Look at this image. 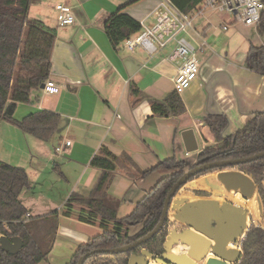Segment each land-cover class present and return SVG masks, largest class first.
<instances>
[{
  "label": "crops",
  "instance_id": "obj_1",
  "mask_svg": "<svg viewBox=\"0 0 264 264\" xmlns=\"http://www.w3.org/2000/svg\"><path fill=\"white\" fill-rule=\"evenodd\" d=\"M131 1L34 0L29 8L31 17L56 31L47 80L54 81L59 92L34 88L29 103L16 102L8 110L18 121L32 112L52 110L60 114V125L46 142L25 133L15 121L1 120V126L12 128L10 134L16 141L1 161L23 167L29 175L30 185L20 199L32 217L59 212L56 241L39 264H68L80 245L102 231L97 223L64 213L73 195L91 196L102 174L91 162L101 147L133 160L142 171L174 155L194 162L206 145L215 142L204 119L207 114L221 113L229 118L224 132L228 136L264 111V75L245 64L251 46L264 43V34L257 26L211 18L196 27L206 42L200 52L201 75L179 93L186 111L178 116H160L148 99L138 100L140 96L132 92L133 88L160 100L176 91L172 81L175 64L169 59L175 45L152 55L140 46L133 50L125 43L114 47L105 33L109 16L126 6L125 12L136 20L152 23L149 14L159 0ZM60 2L74 9V25L58 24L54 7ZM225 24L229 29L220 27ZM186 129H193L199 143V149L192 153L185 148L182 132ZM67 140L72 141L69 147ZM130 168L131 176L117 169L108 190L109 199L117 203L119 218L130 215L166 172L142 176ZM140 227L132 226L130 234ZM144 257L150 259L152 255Z\"/></svg>",
  "mask_w": 264,
  "mask_h": 264
},
{
  "label": "trees",
  "instance_id": "obj_2",
  "mask_svg": "<svg viewBox=\"0 0 264 264\" xmlns=\"http://www.w3.org/2000/svg\"><path fill=\"white\" fill-rule=\"evenodd\" d=\"M33 1L0 0V121L6 118L15 121L25 133L47 142L59 128V113L48 109L40 110L18 121L12 119L8 110L13 109L16 102L29 103L32 100V89L40 87L50 77L56 31L30 16L29 8ZM135 1L137 0L131 2ZM202 1L171 0L185 13H191ZM125 8L126 6L119 8L105 21V33L116 48L129 36L141 30V22L125 12ZM257 29L264 34V11ZM245 64L264 75V43L251 46ZM132 92L140 96L138 100L148 99L157 115L178 116L186 111V105L176 91L161 100L147 94L141 95L138 88H133ZM138 100H135L134 104ZM204 119L215 135V142L200 151L192 166L213 160L246 158L264 151V111L256 113L244 127L228 136L224 135L229 124V118L225 114L211 113ZM125 160L129 165H126ZM91 165L102 172L91 196L80 198L73 195L65 204L64 213L80 221L97 223L102 231L80 245L68 264H77L88 252L129 245L149 234L161 221L165 199L187 166L185 160L174 155L163 159L147 171H142L136 167L133 160L112 153L106 146L99 149ZM130 165L142 176L163 169L168 173L138 201L130 215L119 218L117 203L109 199L108 190L117 169L133 175ZM235 168L248 171L259 183L260 193L264 196V156L239 163ZM29 185V175L23 167L12 166L0 160V234L4 233L9 237L18 235L24 241L23 248L15 254L3 249L0 242V264H39L50 253L56 241L59 225L57 210L48 215L33 216L24 220L28 209L23 205L20 195ZM166 219L165 225L149 241L117 255L140 254L144 249L155 257L163 256L166 253L169 221ZM137 225L141 227L130 234V228ZM246 233L241 242L243 253L238 264H264V227L252 223ZM108 255L110 256L106 252L94 253L88 260ZM99 264H128V260L120 257L116 263L100 261Z\"/></svg>",
  "mask_w": 264,
  "mask_h": 264
},
{
  "label": "water",
  "instance_id": "obj_3",
  "mask_svg": "<svg viewBox=\"0 0 264 264\" xmlns=\"http://www.w3.org/2000/svg\"><path fill=\"white\" fill-rule=\"evenodd\" d=\"M44 86L45 84L42 83L41 87L44 88ZM182 136L184 138L187 152L192 153L199 149V143L193 129L184 130ZM263 156L264 151L246 158L213 160L211 162L196 164V166L189 167L168 193L164 202L165 207L161 221L151 232H149V234L129 245L116 247L115 249H100L88 252L80 258L77 264H85L86 260H88V258L94 253L106 252L112 256H116L117 253L129 252L149 241V239L158 233L165 225L170 206L177 193L181 190L184 184L197 175L202 176L219 171L218 179L224 184L227 190L235 189L246 199L252 197L257 190L260 199L264 204V196L260 193L259 183L255 181L254 177L248 171L235 168V165L239 163L256 160ZM212 187V193L215 189L222 191L220 185L214 183ZM204 192L211 195V191L204 190ZM215 194L222 196L221 192H216ZM178 202L179 206L182 207L181 213L188 229L190 231L192 229L194 230V232H189L188 235L182 239V244L188 246L187 252H189V256L183 254H168V256H165L166 258L164 257V261H162L164 264H171L168 261H173L174 264H195L194 260H206L209 252H212L215 257L208 259V264H234L241 260L242 251L238 249H226L228 241L236 239L238 235L242 234L241 222L235 212V209L237 208L235 203L230 202L229 204L233 210L223 213L222 207L215 200L200 199L195 206L185 198H181ZM246 232L242 239L245 238L247 234ZM0 242L3 249L13 254L17 253L24 246V241L18 235L15 237H9L5 234L0 235ZM176 243H179V241L172 242V245H176ZM135 256L138 257L140 255L133 253L131 258L127 259L129 260L128 264H133V258Z\"/></svg>",
  "mask_w": 264,
  "mask_h": 264
},
{
  "label": "built area",
  "instance_id": "obj_4",
  "mask_svg": "<svg viewBox=\"0 0 264 264\" xmlns=\"http://www.w3.org/2000/svg\"><path fill=\"white\" fill-rule=\"evenodd\" d=\"M54 8L57 11L59 25L67 26L76 23L77 16L70 5L60 2ZM208 10L227 11L237 23L257 26L264 11V0H203L191 13L183 12L171 0H159L156 8L149 14L152 23L142 19L141 30L129 36L124 42L125 46L130 50L138 46L144 47L152 55L161 48L174 44L175 49L169 57L175 64L172 81L176 92L182 93L191 87L202 72L200 52L206 41L197 31L194 19ZM220 27L227 30L229 24ZM43 90L49 93L59 92L57 85L51 80L45 81ZM71 144V140L66 141L67 147ZM31 217V214L27 213L24 220ZM97 260L92 258L87 264H97ZM103 261L117 262L115 258Z\"/></svg>",
  "mask_w": 264,
  "mask_h": 264
},
{
  "label": "bare ground",
  "instance_id": "obj_5",
  "mask_svg": "<svg viewBox=\"0 0 264 264\" xmlns=\"http://www.w3.org/2000/svg\"><path fill=\"white\" fill-rule=\"evenodd\" d=\"M218 173L219 171H215L213 173L208 174L207 176H202V178H199L203 181V183L208 186V188L211 190L213 187V184L220 185V188L222 191L215 189L214 194L211 198H206V200H212V201H217L220 206L223 209V213L225 212H230L233 210V208L229 205L230 202L235 203L237 208L235 209V212L237 213L240 222H241V227H242V234L238 235L236 239H231V241H228L226 244V249L227 250H232V249H237V247L234 245L235 242L240 241L243 237L245 232L248 230L249 226L251 225V215H255V218H259V214L263 210V201L260 199V196L258 194V191L256 190L254 195L249 198H244L240 192H237L235 189H230L227 190L224 186V184L221 183V181L218 179ZM199 180V181H201ZM199 184V183H198ZM202 186V185H201ZM205 187V186H204ZM207 188V187H206ZM216 192H221L222 196H218L215 193ZM181 198H185L188 202H190L193 206L196 205L197 201L200 199H189L186 196H181ZM180 196H177L175 199L172 201V206L173 208L176 209L174 217L178 219L179 221L182 220L181 222H185V219L182 216L181 213V206H179V202L181 200ZM191 198V197H190ZM205 199V198H204ZM175 203V204H174ZM180 222V223H181ZM194 232V230H191ZM189 229H185L182 232H179L178 230H171L169 234V241H166L168 246L172 245V242L174 241H179L182 242V239L185 238V236L188 235L189 232H191ZM214 243V242H213ZM188 246L185 244H178L173 248L169 247L168 253L165 254V256H168V254H176V255H186L189 256V252H187ZM146 254H149L148 252H145ZM209 255L207 256V259L203 261L205 264L208 259H211L215 257L212 252L208 253ZM151 255H153L151 253ZM147 257V256H146ZM144 256H138L133 258V264H147V262L150 261L149 258H146ZM162 260L154 261L151 262L150 264H161ZM202 260H194L195 264L200 262Z\"/></svg>",
  "mask_w": 264,
  "mask_h": 264
},
{
  "label": "rangeland",
  "instance_id": "obj_6",
  "mask_svg": "<svg viewBox=\"0 0 264 264\" xmlns=\"http://www.w3.org/2000/svg\"><path fill=\"white\" fill-rule=\"evenodd\" d=\"M205 18H207V19L208 18H211V19L218 20V21H220V20L228 21V22H230L231 24H234V25L241 24V23H237L235 21V19H233V16L229 12H227V11L224 12V11L208 10L207 12H205V14L199 15V16L195 17V19H194L195 20L194 21L195 26L197 28H200V26H201L202 22L205 20ZM9 115L12 116V114H9ZM4 123H6V124H4ZM3 125H8V127L12 126L10 122H3ZM9 129H12V128H6V126H1L0 125V160L2 158H4L3 156L5 155V152H7L8 150H10L9 148L16 142L15 141V137H13L10 134V130ZM178 158L179 159H183L180 155H179ZM196 160L194 162H191V161H188V163L186 162V164H188V165L185 167V170H187L189 167H191L196 162ZM163 171L164 172L165 171L167 172V170H164V169H163ZM163 171H160V172L163 173ZM166 172H165V174H166ZM208 174H210V173H208ZM208 174L202 175V176H207ZM202 176H199V177L197 176V178H195V179L187 182L186 184H184L183 187L181 188V190L175 196V198L177 196H180V198H181V196H184V197L186 196L189 199H192L194 197H195V199H197V198L198 199L211 198L213 196L214 191L212 193V189L210 190L208 188V186H206L203 183V181L201 179H199V178H202ZM199 180H201V181H199ZM204 190L211 191V195H209L206 192H204ZM175 211H176V209L173 208V206L171 205L170 206V209H169V214L167 216V218L169 219V221H168V226H167L168 227V233H167V240L166 241H169L170 240L169 234H170V231L171 230L174 229V230H178L179 232H182L183 230L188 229V226L186 225L185 222H181L182 220L179 221L178 219H176L174 217ZM255 217H256L255 215H253V217L251 215V224L252 223H255V224H258V225H262L264 227V206H263L262 212L259 214V218L258 217L255 218ZM241 242L242 241L240 240V241L234 243V245L240 251H242L241 250ZM180 243L182 244V242H180ZM180 243H176V245H178ZM176 245H170V246H168V244H166V246H165L166 253L170 252L169 251V247L170 248H173ZM135 254H139V253H135ZM131 255H128V256L127 255H116V256H111V255L109 256L108 255V256H101L97 260V264H99L100 261L102 262L105 259L106 260H110L112 257H114L116 260H118L120 257L121 258L128 259V258H131ZM139 255L142 257V256H145L146 253H145L144 250H141ZM164 257H165V255L164 256H160V257H155L154 255H152V257H150V261L147 262V264H150L151 262H154V261H158V259L164 261ZM168 262H170L171 264H174L173 261H168ZM128 263H129V260H128ZM161 264H164V263L161 262ZM197 264H203V261H200ZM206 264H208V260H207ZM234 264H237V263H234Z\"/></svg>",
  "mask_w": 264,
  "mask_h": 264
},
{
  "label": "flooded vegetation",
  "instance_id": "obj_7",
  "mask_svg": "<svg viewBox=\"0 0 264 264\" xmlns=\"http://www.w3.org/2000/svg\"><path fill=\"white\" fill-rule=\"evenodd\" d=\"M242 241V240H241ZM242 253H243V250H242ZM209 255V254H208ZM214 258V257H213ZM205 261V260H204ZM204 263V262H203ZM238 264V263H237Z\"/></svg>",
  "mask_w": 264,
  "mask_h": 264
}]
</instances>
